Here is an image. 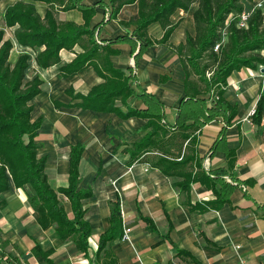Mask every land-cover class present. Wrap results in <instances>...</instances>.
Masks as SVG:
<instances>
[{"label":"crops","instance_id":"1","mask_svg":"<svg viewBox=\"0 0 264 264\" xmlns=\"http://www.w3.org/2000/svg\"><path fill=\"white\" fill-rule=\"evenodd\" d=\"M16 1L19 0H0L2 18ZM20 1L33 2L42 17L49 8L43 0ZM97 1L81 2L94 6L95 14L88 24L97 28V41L113 50V65L127 74L133 70L136 80L132 86L137 93H150L160 102L166 124L175 125L183 108L186 122H198L196 160L189 165L193 174L223 168L232 174L234 180L229 175L225 177L233 184L222 200L219 192L223 185L219 181L208 183L196 178L186 195L174 184L182 176L168 175L150 161L159 150L132 161L128 149L141 137L139 128L147 118L123 117L117 111L75 105L81 99L74 94H86L104 81L93 64L73 74L60 72L61 64L86 49L88 36L84 35L73 48H62L60 62L42 67L36 59L37 51L18 41L15 30L19 24L8 26L3 19L0 28L13 42L9 60L14 63L21 53H29L26 79L39 76L43 81L41 91L29 103L33 106L31 120L43 117L35 141L40 144L38 156L46 157L45 172L55 189L69 183L71 144H85L79 163V187L91 191L82 199L91 233L87 249L81 250L74 237L62 238L58 234L56 223L41 225L39 212L31 206L25 190L10 177L9 188L0 192V264H49L43 254L33 251L36 244L43 250L52 249L49 257L54 264H264V97L258 116L252 113L264 95L260 94L262 63L256 68L234 69L223 95L229 107L225 113L204 121L205 105L200 100L184 103L188 97L179 54L163 43H150L137 54L144 40L136 23L124 21L138 17V1L126 3L112 18L110 8ZM198 3L193 0L188 9L178 8L171 15V20L178 23L170 36L171 43L185 41L188 32L195 34L194 11ZM54 14L59 20L85 23L83 11L77 7L57 9ZM102 19L105 21L101 23ZM148 33L161 38L164 29L154 21L148 25ZM125 35L131 39L114 41ZM137 93L129 96V104L145 108V98ZM206 96V106H212L213 97ZM56 101L70 105H57ZM116 104L127 110L121 99ZM61 195L66 199V203L62 201L66 211L73 217L71 201L58 192L60 199ZM116 203L123 212V216L117 215L121 220L120 234L128 228L130 238L123 239L118 234L99 250L101 236L111 227ZM192 204L196 207L191 208Z\"/></svg>","mask_w":264,"mask_h":264},{"label":"trees","instance_id":"2","mask_svg":"<svg viewBox=\"0 0 264 264\" xmlns=\"http://www.w3.org/2000/svg\"><path fill=\"white\" fill-rule=\"evenodd\" d=\"M43 1L49 4L44 17L38 13L33 2L19 0L7 7L4 19L8 26L19 24L15 30L18 41L37 51L36 59L42 67L60 62L62 48H73L84 35L88 36L89 45L86 49L72 61L61 64L60 72L64 75L73 74L93 64L104 81L94 85L86 94H74L75 98L81 99L75 105L97 111H117L123 117H146V123L139 128L142 131L141 137L128 149L131 160H139L147 153L159 150L150 161L168 175L182 176L181 180L174 182L179 191L187 195L196 178H203L208 183L211 180L219 181L223 185V190L219 192L223 200L222 195L233 184L225 177L229 175L232 178L227 169L207 172L200 170L193 174L189 167L196 160L198 122H186L187 116L184 117L183 108L176 124L170 126L162 120L164 113L160 102L150 93L136 92L132 86V82L136 80L133 70L127 74L122 68L115 67L110 59L113 50L97 41L96 27H89L88 22L95 14L94 6L83 4L82 0ZM135 1L139 3V15L124 23H136V30L144 40L137 54L150 43H163L173 48L179 54L185 70V91L188 98L184 103L200 100L205 105L202 112L204 121L225 113L229 105L223 95L231 72L243 66L256 68L259 63H264V10H254L249 26L239 28L234 21L226 25V19L230 13L250 8L251 0H199L194 11L195 34L188 32L186 40L175 45L169 39L178 23L171 20V15L178 8L188 9L193 0H98L97 4L108 6L112 18L117 17L123 5ZM75 7L83 11L85 23L59 20L54 14L57 9L68 10ZM103 21L105 20L102 19L101 23ZM154 21H158L164 29L161 38H154L148 33V25ZM224 29L228 31V40L216 51L214 44ZM125 39L131 38L127 35L119 36L114 41ZM43 45L44 48L41 49ZM12 47V40L0 28V192L9 188L11 177L17 187L25 190L31 206L39 212L38 220L41 225L47 227L56 223L57 232L62 238L74 237L79 249L86 250L91 226L84 218L82 199L89 196L91 191L79 187V163L85 144H71L69 183L55 189L45 172L46 157L38 156L40 144L35 141L43 117L31 120L33 106L29 103L41 91L43 81L39 76L26 79L29 53H21L11 63L9 56ZM208 72H211L210 76L207 75ZM133 93L145 98V108H135L129 104L128 98ZM206 95L213 97L212 106H206ZM263 97L264 95L257 103L255 116L259 114ZM117 99H121L123 105L127 106L126 111L116 104ZM56 104L70 105L59 101ZM58 192L65 194L71 201L73 217L69 216ZM194 206L196 204H192L191 208ZM119 213L120 203H116L112 207L111 227L101 236L99 250L107 240L122 231L121 220L117 216ZM144 218L149 221L148 217ZM120 235L122 237L123 232ZM33 251L43 254L49 264H54L49 257L52 249L43 250L40 244H36Z\"/></svg>","mask_w":264,"mask_h":264},{"label":"built area","instance_id":"3","mask_svg":"<svg viewBox=\"0 0 264 264\" xmlns=\"http://www.w3.org/2000/svg\"><path fill=\"white\" fill-rule=\"evenodd\" d=\"M250 8H245L240 12L237 13H230L228 18L226 19V25L230 24L232 21L235 22L236 26L239 28H247L249 26L250 18L253 14V11L256 9L264 10V0H251L250 1ZM228 31L226 29L223 30L221 37L216 40L214 44V50H220L223 43L228 40ZM261 69V81H260V94H264V63L260 65ZM210 75V72H208ZM255 112V109L252 110V113ZM245 187V186H244ZM123 239H129L130 234L128 228H125L122 235ZM8 264H18L17 262H9Z\"/></svg>","mask_w":264,"mask_h":264},{"label":"rangeland","instance_id":"4","mask_svg":"<svg viewBox=\"0 0 264 264\" xmlns=\"http://www.w3.org/2000/svg\"><path fill=\"white\" fill-rule=\"evenodd\" d=\"M4 18H2V16H0V22L2 23V20H3ZM4 22H6L5 21V19H4ZM207 75H208V73H207ZM210 75H211V72H210ZM210 75H208V76H210ZM61 200L64 202V203H66V199H65V197H63V195H61ZM120 214L123 216V212H122V210H121V207H120ZM6 246V245H5ZM8 257H13L12 255H10V256H8ZM18 258H19V256H18ZM13 262V261H12ZM17 262V261H16ZM18 264H21V263H19V262H17Z\"/></svg>","mask_w":264,"mask_h":264}]
</instances>
